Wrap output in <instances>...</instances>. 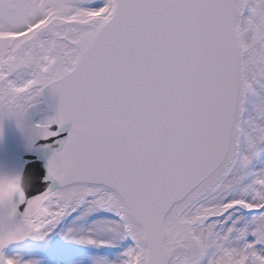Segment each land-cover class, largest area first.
<instances>
[{
    "label": "snow or ice",
    "instance_id": "snow-or-ice-1",
    "mask_svg": "<svg viewBox=\"0 0 264 264\" xmlns=\"http://www.w3.org/2000/svg\"><path fill=\"white\" fill-rule=\"evenodd\" d=\"M261 157L264 0H0V264H264Z\"/></svg>",
    "mask_w": 264,
    "mask_h": 264
},
{
    "label": "bare ground",
    "instance_id": "bare-ground-1",
    "mask_svg": "<svg viewBox=\"0 0 264 264\" xmlns=\"http://www.w3.org/2000/svg\"><path fill=\"white\" fill-rule=\"evenodd\" d=\"M75 214L68 216L63 223L55 227L52 231V236L54 237V241L50 243V246H55L59 244V247H64V246H72L74 247L77 243H74L70 240H66L63 238V236L60 235L61 230L64 227L71 226L76 230L77 232H82L86 231L88 229H93L94 230V235L97 236V238H102V239H111L113 238V234L107 231H104L101 228H97L96 225L93 223L94 221H98L104 218H109L111 216V213L100 210V211H94L88 214H84L80 216L78 219H74L73 217ZM47 241H39L40 243H47ZM130 241H124L122 244L126 246L129 244ZM34 245V243H31ZM77 250L74 251V253H69L67 256L60 257L63 254H66L67 252L61 251V249H53L51 252L56 253L59 255V263L61 264H96V261L99 260V253L103 254H108V259H112L115 253L119 250V246H114V247H94V246H86V245H81L77 244ZM101 251V252H100ZM68 252H72L71 250ZM69 257L70 259H68ZM101 257V256H100Z\"/></svg>",
    "mask_w": 264,
    "mask_h": 264
},
{
    "label": "rangeland",
    "instance_id": "rangeland-1",
    "mask_svg": "<svg viewBox=\"0 0 264 264\" xmlns=\"http://www.w3.org/2000/svg\"><path fill=\"white\" fill-rule=\"evenodd\" d=\"M262 164H264V157H261V158H258L257 162H256V167H260ZM54 241V237L52 236V233H50V239L47 243H40L39 245H36V246H33L31 247L33 250H35L36 252L38 253H43V254H46V255H49V257H51V252L53 251V249L57 248V249H61V251L63 252H67L66 254H63L62 256V259L63 257L67 256L69 253H74V251L77 250V247L78 245L76 244L74 247L72 246H64V247H59V244L55 245V246H50V243ZM124 242V241H123ZM130 244V243H129ZM72 251V252H68V251ZM101 252V251H100ZM102 253V252H101ZM99 253V259L101 258H105V259H108V254H105L104 253V256L103 254ZM101 256V257H100ZM68 259H70L69 257H67ZM57 264H60L59 261H57ZM62 264V263H61Z\"/></svg>",
    "mask_w": 264,
    "mask_h": 264
},
{
    "label": "water",
    "instance_id": "water-1",
    "mask_svg": "<svg viewBox=\"0 0 264 264\" xmlns=\"http://www.w3.org/2000/svg\"><path fill=\"white\" fill-rule=\"evenodd\" d=\"M40 187L42 188V186H40ZM33 242H37V241H30V242H28V245H29L30 243H33ZM28 245H27V246H28Z\"/></svg>",
    "mask_w": 264,
    "mask_h": 264
}]
</instances>
